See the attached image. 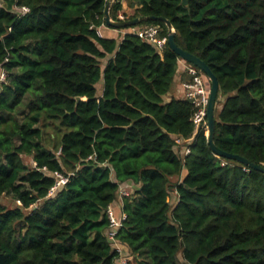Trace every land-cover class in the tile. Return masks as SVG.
<instances>
[{
  "label": "trees",
  "instance_id": "1",
  "mask_svg": "<svg viewBox=\"0 0 264 264\" xmlns=\"http://www.w3.org/2000/svg\"><path fill=\"white\" fill-rule=\"evenodd\" d=\"M187 1L128 0L127 16L118 0L111 17L169 19L219 79L217 146L264 166V0ZM107 2L0 0V197L17 203L0 201V264H119L123 186L130 264H264V173L217 156L171 96L180 57L137 35L167 25L108 27Z\"/></svg>",
  "mask_w": 264,
  "mask_h": 264
},
{
  "label": "built area",
  "instance_id": "2",
  "mask_svg": "<svg viewBox=\"0 0 264 264\" xmlns=\"http://www.w3.org/2000/svg\"><path fill=\"white\" fill-rule=\"evenodd\" d=\"M21 10L24 13H27L30 9L28 7H23ZM121 19L124 20V16L121 15ZM103 27L99 29V35L103 36ZM160 27L156 25H146L137 30V35L147 42L153 44L159 50H163L168 43V36H160ZM187 73L190 76L189 81L185 82V98L192 102L195 108V113L192 117V121L197 130L204 129L208 134V118L207 110L209 105V96H210V84H208L205 79L204 74L197 67L187 63ZM7 71L5 69L0 70V84L5 82L7 79ZM190 152V149L186 150V154ZM226 163H222L225 165ZM58 178L57 184L53 187L52 192L57 190L60 186L65 185L69 178L64 177L60 173H55ZM131 190H128L124 187L120 189V201L123 206L122 198L131 194ZM108 216L110 219V229L108 231V239L115 246V249L119 252L120 259L119 264H130L132 256L130 255L128 249L116 239L117 232L123 224V220L126 218V215L121 212L117 214L114 206H111L108 209Z\"/></svg>",
  "mask_w": 264,
  "mask_h": 264
},
{
  "label": "water",
  "instance_id": "3",
  "mask_svg": "<svg viewBox=\"0 0 264 264\" xmlns=\"http://www.w3.org/2000/svg\"><path fill=\"white\" fill-rule=\"evenodd\" d=\"M118 0H108L106 10H105V22L108 27L111 28H129L132 26L140 25L144 22L152 21H162L167 25L168 28V44L170 48L180 57L181 60H184L186 63H190L193 66L197 67L202 73L209 79L210 81V96H209V105L207 110V118H208V134L207 139L211 149L214 153L219 157H224L227 159L235 160L245 166H249L253 169H256L262 173H264V166L257 165L249 161L247 158L242 157L240 155L231 154L221 150L216 142H215V134H216V115L215 109L217 104V98L219 96L220 91V83L218 77L209 67V65L203 61L200 57L190 53L187 50L181 48L176 41V30L172 24V22L162 16H143L131 20H122L115 21L111 17V8ZM184 3L188 5V1L184 0ZM78 101L81 100L80 97L77 98Z\"/></svg>",
  "mask_w": 264,
  "mask_h": 264
},
{
  "label": "crops",
  "instance_id": "4",
  "mask_svg": "<svg viewBox=\"0 0 264 264\" xmlns=\"http://www.w3.org/2000/svg\"><path fill=\"white\" fill-rule=\"evenodd\" d=\"M126 7V6H125ZM103 31V36H116L119 35L120 31L119 30H112L109 28L104 27L102 29ZM187 63L184 60H180L179 61V68H178V74L176 76V80H175V86L174 89L171 93V96H174L176 98H185V87L184 84L185 82H187L189 76L187 73ZM103 86V83H100V87ZM178 142H180V140H178ZM132 185V184H131ZM128 185V186H131ZM124 188H126V186H123ZM115 211L117 214H121L122 212V203L121 201H119L116 205H114Z\"/></svg>",
  "mask_w": 264,
  "mask_h": 264
},
{
  "label": "rangeland",
  "instance_id": "5",
  "mask_svg": "<svg viewBox=\"0 0 264 264\" xmlns=\"http://www.w3.org/2000/svg\"><path fill=\"white\" fill-rule=\"evenodd\" d=\"M125 6H126V7H125ZM121 13H126L127 16H131V15L134 13L133 9L129 8V6H128V0H123V10H122ZM120 34L122 35V34H123V31H120ZM103 62H104V64H106V60H104ZM204 76H205V75H204ZM205 79L207 80L208 84H210V82H209V80H208V78H207L206 76H205ZM45 138H46L48 141H50V143L53 142V140H54V131H52L51 129H48V130L46 131ZM48 141H47V142H48ZM51 144H52V143H51ZM51 144H50V146H51ZM25 159H26V162H27V163H31V161H32L31 158H29V157H25ZM0 201L3 202L4 204L8 205L9 207H14V206L17 204V203H15V201H14L10 196H8V195H3V196H1V197H0ZM171 201H172L173 204H176V201H177V195H176L175 193H173L172 198H171Z\"/></svg>",
  "mask_w": 264,
  "mask_h": 264
}]
</instances>
